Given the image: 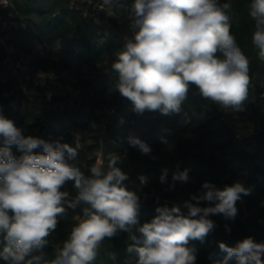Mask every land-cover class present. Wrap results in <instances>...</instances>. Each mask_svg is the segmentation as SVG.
<instances>
[{"label": "clouds", "instance_id": "1", "mask_svg": "<svg viewBox=\"0 0 264 264\" xmlns=\"http://www.w3.org/2000/svg\"><path fill=\"white\" fill-rule=\"evenodd\" d=\"M7 4V0H3ZM107 16L123 8L121 0H101ZM131 37L114 53L115 89L133 105L162 115L179 113L190 85L202 97L233 112L243 111L250 84L249 58L231 32L232 4L221 0H132L128 6ZM254 21L251 42L264 61V0H252ZM131 146L145 155L151 147L129 137ZM21 155L16 157L11 146ZM40 148L42 151L35 152ZM77 148L59 141L22 135L15 122L0 114V261L3 264H95L102 243L119 232L130 234L129 254L134 264H196L191 240L204 242L214 229L210 215L234 220L237 201L252 189L235 181L223 189L204 182L198 195L172 207H157L150 222L139 224L140 202L126 187L128 174L109 159L107 170L96 160L88 174L76 162ZM155 159V157H153ZM162 169L160 182H167ZM141 185L148 183L144 175ZM188 169L176 170L172 184L186 183ZM71 183L75 195L64 190ZM206 202L207 206H201ZM80 213L62 246L51 256L44 248L69 211ZM183 209H186L185 213ZM140 234H133V229ZM226 230L230 231L227 228ZM225 253L215 264H264V242L252 237L235 247L220 242ZM125 264H133L126 261Z\"/></svg>", "mask_w": 264, "mask_h": 264}, {"label": "trees", "instance_id": "2", "mask_svg": "<svg viewBox=\"0 0 264 264\" xmlns=\"http://www.w3.org/2000/svg\"><path fill=\"white\" fill-rule=\"evenodd\" d=\"M221 2H230L232 4V11L230 13L231 32L235 35L237 43L249 58V85H251L253 76L264 72V61L258 58L257 50L251 42L254 21L249 16V8L252 0H221ZM54 3V8L50 11L41 10L39 15L50 16L56 9L63 8L58 10L59 12L57 13H55L56 11L54 12L59 15L58 19L55 20L56 22L54 21V24L48 25L47 31L38 32L32 38L45 46L51 47L58 40L63 38L66 40L67 37L72 35L70 40L67 39V41L68 43L70 41L73 42L75 48L78 50L77 62L79 66L81 63H85L96 69L99 64L104 62V58H107L110 51L123 48L124 43L121 42L120 44L116 39H123L125 41L126 37H131L132 35L127 10L132 0H121L124 7L116 8L113 16H107L106 11L99 13L91 12L85 5H79L68 12L70 16L69 20L65 18V10L68 9L70 1L61 0L54 1ZM86 10L88 11V15L84 16L86 15ZM103 32H108L112 39H108L101 44L96 43V40L99 36L103 35ZM66 35L68 36L66 37ZM108 63L112 64L109 61ZM103 65L96 79L102 80V78H106L109 82L116 79L117 74L112 68H110L108 73H105V70L109 67L107 63ZM1 67L3 68L2 65H0ZM52 81L47 80L45 85L37 87L35 90L36 95L32 99L22 97L20 95L21 92L15 88L13 92H9L10 96L8 100L18 97L25 102L27 110L36 107L32 116L34 118L33 124L28 125L26 119L21 116L15 125L21 129L22 135L25 137L37 130L34 137H38V133L41 135L40 138L44 140L48 135L54 137L61 136L63 139L60 143H69L70 145H73L70 132L74 131L80 134L77 153L81 152V156L77 155L76 162L88 174L91 165L99 158L101 151L98 144L99 139H102V159L107 162L109 161L105 159V156L108 155L107 148L111 147L109 141L115 133L118 134V137L116 136L115 138L117 144L123 145V142L120 140L123 129V118L126 120L125 123L131 122L133 112L131 102L127 99L126 106L131 107L130 114H128L125 109L126 106L121 103L123 97L116 89H113L115 92L105 97L102 96L94 99L91 94L93 87L89 84L83 87L85 90H82V96L79 100L77 97L73 98L70 102L67 97L56 98L54 96L52 92L55 85ZM13 83L15 87L14 79ZM107 88L104 86V90ZM262 90H264V86L258 91V98L264 101L260 97ZM46 93L51 95L50 98L47 97ZM0 102H5V100L0 99ZM91 105H93L94 109L99 110L100 114L98 119H95V122L98 121L97 124H99L95 126L97 130L93 131H91L90 126H93L95 122L89 120L91 111H85L86 107ZM182 105L185 109L192 110L196 115L200 107L207 106V102L199 93L198 88L195 85H190L187 98ZM60 106L64 107L61 108ZM82 112L86 115L87 119L82 118L78 120ZM63 119H68L69 123L78 127L79 131L69 128L65 132H58L59 130L52 128L51 124L53 120L60 121ZM226 120V118L218 116L212 117L205 124L199 122L189 124L180 133L169 137L163 142L149 145L152 149L150 155L142 154L134 146L125 148L128 152L121 155L119 151L123 149V146L119 147L115 155L120 156L121 163L118 166L129 176V180L125 182L126 187L131 191H135L139 197L140 215L137 227L150 222L158 215L156 212L157 207H172L174 204H182L185 200H189L191 195H198L202 191V184L204 182L211 183L215 187H218V189H223L226 185H231L233 182L241 180L240 175L247 174L249 178L243 181V183L246 187L252 189L251 192L257 194L260 186L252 187L250 180L251 178L263 175L262 170L257 167L255 162L259 161V159L263 160L264 145L254 148L253 152L250 153L247 149L249 142L246 140V137L250 134H240ZM69 125L67 124V126ZM41 128H43V131ZM255 131L253 130L252 132ZM88 137L95 138L97 151L90 149L86 152L84 146L82 147V142ZM140 140L143 141V139ZM72 147L76 148L74 145ZM16 148V145L11 146V151L14 156L19 157L21 153L17 152ZM33 151L39 152L42 149L37 148ZM214 158L216 160L232 158L236 161V167L233 170H227L228 165L224 161L217 168L218 173L216 175L214 173L216 168H214L213 173L209 169L211 167L209 166L210 164L214 166L216 163L214 162L216 161ZM177 165L180 171L188 169V175L193 180L186 183L175 182L174 188L170 189L169 185L173 183L172 174L176 170ZM164 168L168 169L167 182L161 183L160 176ZM140 175L148 178L147 184L141 185L138 179ZM64 190L75 195V190L71 183L65 185ZM143 194L156 196L158 198L157 204L144 202L142 200ZM263 197L264 193L259 195V198ZM201 206H207V203L201 202ZM237 210L234 220H225L222 215H210L209 218L214 221L215 227L206 236L204 242L199 240H191L189 242L188 247L195 250L197 257L196 264H215V261L221 260L225 253L219 248L220 242L225 243L229 247H235L238 241L247 237H252L256 242H264V203L259 212L246 218H244V214L240 208L237 207ZM183 211L187 212L186 209H183ZM79 213L80 209H77L76 213L70 210L68 215L61 219L55 232L48 238L49 244L44 248V251L49 256L53 254L56 247L62 246L63 241L67 239L71 228L77 222L75 218ZM226 226L230 231L226 230ZM133 234L140 235L135 228L133 229ZM131 243L130 234L126 232H119L116 236L106 239L100 247L95 264H125L126 261H132L134 264L136 259L135 254L127 252V247ZM121 253H123V260L120 257ZM0 264H3V262L0 261Z\"/></svg>", "mask_w": 264, "mask_h": 264}, {"label": "crops", "instance_id": "3", "mask_svg": "<svg viewBox=\"0 0 264 264\" xmlns=\"http://www.w3.org/2000/svg\"><path fill=\"white\" fill-rule=\"evenodd\" d=\"M54 1H61V0H14L13 2V8H14V14L16 20H21L19 24H15V27L11 31V43L17 50V55L26 57L31 60L30 65V75L36 74L37 71L46 72L49 70H54L57 78L53 80L55 88L52 93H54V96L56 98L64 97L71 102L73 98H81L82 96V90L85 85H91L93 88L91 90V94L94 99H98V97H105L106 95H109L112 92H115L114 87V81H108V79L102 78V80L96 79L98 76V72L100 74V69L103 64L107 63L109 70L111 68V64L108 63L112 61V58H114V53L117 51L122 50L120 49H114L108 53L107 58H104V62L102 64H99L96 69L89 66L88 64L81 63L80 66L77 62V52H75V45L73 42L70 41L68 43L67 39L70 40L69 36L66 35V40L60 39L58 40L53 46L48 47L45 46L36 39H33L32 37L35 36L38 32H45L48 29L49 24H54V21L57 20L58 16L52 17L53 14L59 12L58 10H61L63 8L56 9L52 15L50 16H44L39 15V12L41 10H47L50 11L52 8H54ZM59 6V5H57ZM69 9V10H68ZM68 9L65 10L66 12V20H69V14L68 12L72 9L68 6ZM56 22V21H55ZM106 34L107 38L105 42L108 39H112L111 35H109L108 32H103V35ZM102 35V36H103ZM99 36L98 39H100ZM97 39V40H98ZM96 40V43H98ZM118 43V41L116 39ZM101 44V43H99ZM121 44V43H120ZM78 51V50H77ZM2 52L0 49V60L2 59ZM106 57V56H105ZM106 69V67H105ZM74 73L79 75L76 78L73 77L74 82L72 85V89L68 92L62 93V90H64V86L66 85V79L69 78V74ZM109 78V77H108ZM96 79V80H94ZM92 83V84H90ZM13 79L10 77V74L7 73L2 67L0 68V99L5 100V102H0V114L5 116L8 119L13 120L15 123L20 119L22 116L26 119V122L28 125L33 124L34 118L32 116L34 115V110L36 107H33L32 109L27 110L25 102L22 101L18 97H14L10 100H8V97H4L5 94H9V92L14 91V85H13ZM105 88H108L104 90ZM264 86V72L258 73L253 76V80L251 82V85H249L248 88V96L247 99L244 101V108L243 111L240 112H233L231 109H222L219 105L211 102L210 100H206L207 106L200 107L198 113L195 115L192 110L185 109L183 105H181V111L177 113H172L170 115H162L158 111L152 112L145 110L143 113H137L133 110L132 105V120L130 123L126 122L123 118V129H122V135H121V141L123 142V145H118L116 141V136L118 135L115 133L109 141V145L111 147L108 149V155L105 156L106 160L111 159L113 155L119 150V147L123 146L122 148L125 149L128 146H131L129 143V137H135L139 139H143L144 142H146L148 145L154 144V143H161L164 140L168 139L171 136H174L175 134L180 133L184 128H186L189 124H195V123H201L205 124L208 122L212 117H218L222 116L223 118H226V122L234 128L237 132L240 134H252L255 133L257 130H264V101L260 100L258 98V91ZM61 88V90L58 89ZM103 87V88H102ZM101 92V93H100ZM90 93V92H89ZM47 97L50 98V94L46 93ZM75 95V96H74ZM85 109V108H84ZM39 110V109H36ZM86 110H90V117L89 120H93L95 122V119H98L99 110L94 109L93 105L86 107ZM38 112V111H37ZM84 112V111H83ZM82 112L81 116L78 118V120L82 118H86V115ZM87 119V118H86ZM100 121V119H99ZM59 122V124H58ZM91 123V122H90ZM96 123V124H95ZM93 126L91 125V131L97 130V127H95L98 121H96ZM58 124V125H57ZM68 119L63 120H53L51 126L53 129L59 130L58 132H65L66 130L75 129L78 130V127L74 125H69ZM60 126V127H59ZM253 130H256L255 132H252ZM37 130H35L34 133H31L29 136L35 135ZM39 134V133H38ZM120 135V134H119ZM118 137V136H117ZM247 140V139H246ZM95 138H85L82 142V147L84 146L85 151L94 150L97 151V145L95 143ZM249 145L247 146V149L250 151V153L253 152L254 148H258L255 142L248 140ZM69 144V143H67ZM70 145V144H69ZM14 146V145H12ZM73 146V145H70ZM81 156V152L78 153ZM215 159V158H214ZM219 159V158H218ZM216 160V159H215ZM226 161L227 163V170H233L236 167V161L232 158H226V159H219L214 162L215 165L211 166L209 169H211V172H214V168L216 175H217V168L221 166V164ZM257 167L262 170V176L260 177H254L251 178V185L252 187H255L259 185L260 189L257 192V194L251 192L250 195L242 196L241 200L237 201L236 206L241 209V211L244 214V218L251 216L254 213L259 212L260 208L262 207L264 203V197L259 198V195L264 193V156L263 160H260L255 162ZM241 180L238 181L242 182L247 180L249 176L247 174L240 175ZM192 177L189 176V182L192 181ZM257 182V184H256ZM244 184V183H243ZM245 185V184H244ZM246 186V185H245ZM218 188V187H216ZM76 220V218H75Z\"/></svg>", "mask_w": 264, "mask_h": 264}, {"label": "built area", "instance_id": "4", "mask_svg": "<svg viewBox=\"0 0 264 264\" xmlns=\"http://www.w3.org/2000/svg\"><path fill=\"white\" fill-rule=\"evenodd\" d=\"M70 4L69 7L72 8H77L79 5L83 6L85 5L88 7V9L91 12L99 13L103 12L100 10V8L97 7V5L101 2V0H69ZM13 2L14 0H7V4H4L3 0H0V49L3 53L2 59L0 62V65L3 66L4 70H6L7 73L10 74V76L14 79L15 81V89L20 93V95L24 98L32 99L34 95H36V88L39 86L45 85L47 80H54V72L49 70L47 72H41L37 71L36 74L30 75V63L31 60L26 57H22L17 55V50L11 43V31L15 27V24H19L21 20H16L15 14H14V8H13ZM84 16L88 15V11H85ZM57 16V14H53L52 17ZM78 38V36H77ZM107 38V35L104 34L100 39L97 40L98 43H103L105 42ZM118 41L125 42L123 39ZM75 52H77V48H75ZM115 60L112 58V63ZM109 68L105 70V73H108ZM57 78V77H56ZM9 94H5L4 97H9ZM260 97L264 99V90H262ZM121 103L126 106L127 104V98H124L121 100ZM63 108L64 106H60ZM126 112L130 114L131 107L126 106ZM86 134V132H84ZM70 135L72 136L73 140V145L75 147L78 146L79 148V140H80V134L77 132L71 131ZM38 138L41 137V135H37ZM62 137H54L52 135H48L45 139V141L48 142H55V141H62ZM98 144L100 147V153H99V160H102L104 163V168L107 170L108 163L109 161H105L102 159V139L98 140ZM16 151L19 152L18 148H16ZM121 155L125 154L128 152L125 149H122L119 151Z\"/></svg>", "mask_w": 264, "mask_h": 264}, {"label": "water", "instance_id": "5", "mask_svg": "<svg viewBox=\"0 0 264 264\" xmlns=\"http://www.w3.org/2000/svg\"><path fill=\"white\" fill-rule=\"evenodd\" d=\"M43 131V128H41ZM247 140H251L256 143L257 146L264 145V130H258L257 132L250 134L246 137ZM142 200L151 204H157L158 198L156 196L142 195Z\"/></svg>", "mask_w": 264, "mask_h": 264}, {"label": "rangeland", "instance_id": "6", "mask_svg": "<svg viewBox=\"0 0 264 264\" xmlns=\"http://www.w3.org/2000/svg\"><path fill=\"white\" fill-rule=\"evenodd\" d=\"M51 71L54 72V76H55V79H56L57 75H56L55 71L54 70H51ZM69 75H70L69 78L66 79V85L64 86V90H62V93H65V94H66V92H68V91H70L72 89V85H73V82H74L73 77L76 78V76L77 77L79 76L77 74L75 76L74 73H70ZM52 82H54V81H52ZM58 89H59V87H58ZM59 90H61V88ZM120 257L123 260V253H121Z\"/></svg>", "mask_w": 264, "mask_h": 264}]
</instances>
